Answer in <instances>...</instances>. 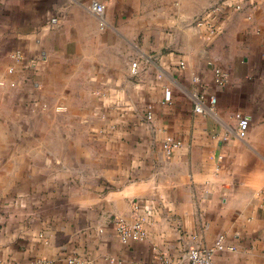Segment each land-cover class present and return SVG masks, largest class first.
<instances>
[{
    "label": "crops",
    "instance_id": "obj_1",
    "mask_svg": "<svg viewBox=\"0 0 264 264\" xmlns=\"http://www.w3.org/2000/svg\"><path fill=\"white\" fill-rule=\"evenodd\" d=\"M223 1L107 0L102 25L91 0H0V264L181 261L220 234L215 264H264V0Z\"/></svg>",
    "mask_w": 264,
    "mask_h": 264
},
{
    "label": "built area",
    "instance_id": "obj_2",
    "mask_svg": "<svg viewBox=\"0 0 264 264\" xmlns=\"http://www.w3.org/2000/svg\"><path fill=\"white\" fill-rule=\"evenodd\" d=\"M232 0L223 1V5L212 7L214 11H224L230 9H240L242 7L241 2L231 3ZM90 10L97 14L102 19V25L105 24L104 15L107 8V0H91L89 4ZM201 16L198 17L201 18ZM15 56L19 60H24L26 57L21 51H17ZM26 60V59H25ZM141 61L135 60L132 64V70L134 74H138L140 72ZM185 67V65H182ZM194 82L197 84V90L194 92V111L196 113H205L207 110H212L213 107L217 104L218 96L215 92L206 91L205 85L199 75L194 76ZM228 77L225 71L219 67L215 66L214 68V84L218 87H226L228 85ZM166 98L169 100L171 98V92L167 91ZM152 109L149 108L148 115L152 116ZM239 135L241 137H245L250 126V119L244 116H240L239 119ZM183 142L181 139L174 138L172 136L166 138L162 142L163 149L168 154H174L181 146ZM117 235L121 239L122 242L128 243L131 240H143L146 237V227L142 220L138 219L133 223L127 222L125 220H119L117 222ZM236 246L231 244L228 241V237L226 234H220L217 237V240L214 244H199L192 246L187 249L185 254L183 255V259L181 261L176 260L175 258L166 255H161L157 260L156 264H215V258L218 252L225 250H235ZM72 263H79L80 259L77 257H72L69 259ZM42 263L43 262L42 260ZM110 264H124L123 261L112 258L110 260Z\"/></svg>",
    "mask_w": 264,
    "mask_h": 264
}]
</instances>
